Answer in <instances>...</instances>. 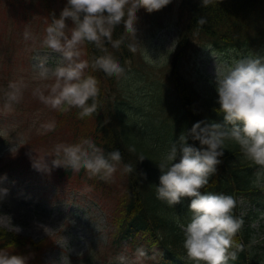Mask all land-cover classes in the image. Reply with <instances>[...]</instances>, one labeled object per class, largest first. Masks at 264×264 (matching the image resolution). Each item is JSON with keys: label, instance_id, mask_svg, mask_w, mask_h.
I'll use <instances>...</instances> for the list:
<instances>
[{"label": "trees", "instance_id": "16d2710c", "mask_svg": "<svg viewBox=\"0 0 264 264\" xmlns=\"http://www.w3.org/2000/svg\"><path fill=\"white\" fill-rule=\"evenodd\" d=\"M42 1L46 23L53 12L59 17L60 9L55 5L58 0ZM59 2L65 6L67 0ZM201 2L202 0H172L163 9L150 14L143 9L139 10L138 51L131 53L125 46L116 50L106 45L125 67L127 78L118 82L102 71L91 72L100 82L101 106L98 113L81 120L77 118L76 109L66 114L54 111V131L33 136L16 152L0 157V176L38 173L59 187L87 192L106 211L110 224L109 246L115 254L121 249L134 252L137 247L143 246L149 256L154 252L157 254L155 260L150 259L152 264H192L186 259L182 247L183 233L177 226L178 217L182 222H187V202L184 207L181 203L169 207L156 198L155 186L159 184L161 174L156 164L172 142L177 141L179 135L191 129L197 121L223 120L222 115L214 111L219 106L215 103L217 94L211 78L195 76L186 65L204 46L224 51L264 45V0H217L208 7H201ZM18 6L23 17L32 12L21 0ZM175 16L174 21L180 27L176 47L165 66L161 67V77L156 79V74L153 73L155 69L152 65H147L142 55V40L148 33L155 34ZM200 17H204L207 23L197 25ZM69 25L71 26V21ZM122 32L123 25L117 26L113 39H118ZM83 51L84 59L100 55L92 44L85 45ZM132 66L142 70V73L134 70V74L149 79L151 84L149 107L139 108L136 112H129L126 106V102L132 101L131 97L135 96L130 94L132 88L127 86ZM148 76L154 78L150 79ZM60 131L65 133L57 138ZM81 138H91L105 153L116 149L121 152L122 164L111 182H104L99 178L89 179L84 170L74 173L71 169L58 167L52 168L50 172H41L33 167L32 157L45 155L55 143H75ZM189 143L200 147L198 141L189 139ZM44 144H47L46 147ZM39 145L42 146L40 150ZM130 148L135 151H129ZM141 155L145 158L142 162L138 160ZM51 159L45 157L50 167ZM219 159L222 163L217 166L216 173L209 178L208 186L201 189V193H224L237 198L243 196L263 207L264 189L251 185L257 166L244 160L239 147L233 142L227 143L224 155ZM125 163L133 166L132 173H122ZM238 210L239 207L235 210L237 215ZM248 218L244 219V226L235 237L246 249L239 252L238 258L230 264H264L262 245L255 243L247 247L254 234ZM53 244L54 241L50 238L36 240L0 226V249L14 255L28 256V264H46L44 253Z\"/></svg>", "mask_w": 264, "mask_h": 264}, {"label": "clouds", "instance_id": "9594fccd", "mask_svg": "<svg viewBox=\"0 0 264 264\" xmlns=\"http://www.w3.org/2000/svg\"><path fill=\"white\" fill-rule=\"evenodd\" d=\"M172 0H67L59 17L50 14L41 34L33 33L30 26L23 31V40L31 42V49L48 50L37 53L29 78L20 76L9 80L6 88L0 89L2 111L11 113L25 99L30 90L31 97L46 108L68 113L77 110V118L85 119L98 113L100 82L91 72L102 71L107 77L120 81L127 78L125 67L114 57L106 45L119 50L127 47L136 53L140 42L137 38L138 11L153 13L169 5ZM217 0H202L201 7L213 5ZM71 21V26L67 23ZM207 23L200 17L197 25ZM123 25L118 39H113L117 26ZM92 44L100 55L84 59L83 48ZM215 59L214 84L219 106L214 109L222 115V122L200 120L191 129L182 132L177 141L162 153L157 165L160 176L155 186L156 198L169 207L180 204L182 198H190L187 222L177 218V226L183 233L182 247L186 259L192 264H230L238 258L246 246L235 240L244 226L247 214L243 197L224 193L206 192L201 189L209 184V178L222 163L220 157L228 142L239 147L244 160L257 166L251 185L264 189V56L247 55L231 62ZM55 54V55H51ZM54 119L42 122L37 134L54 131ZM6 130H0L3 137ZM198 141L200 147L189 143ZM16 147L15 139L9 142ZM129 151H135L130 148ZM45 157L52 158L51 167ZM122 154L116 149L105 153L91 138L78 142H57L45 155L32 157L33 167L41 172L63 167L74 173L84 170L89 179L99 178L111 182L122 164ZM144 156L138 160L143 161ZM178 160V162H177ZM122 173H132L131 164H123ZM144 176L143 173H141ZM146 178V176H145ZM6 177H0V180ZM9 195V190L0 187V202ZM240 208V214L235 210ZM264 219V215L261 217ZM259 229V221L252 224ZM264 239V234L261 235ZM257 243L254 234L247 247ZM162 255V253L160 254ZM154 252L149 256L143 246L134 250L133 259L123 254L116 257L119 264H142L146 259L155 260ZM29 257L14 255L0 249V264H28ZM63 257L58 262L62 264ZM56 264V262H53ZM69 264V261H68Z\"/></svg>", "mask_w": 264, "mask_h": 264}, {"label": "rangeland", "instance_id": "374dc122", "mask_svg": "<svg viewBox=\"0 0 264 264\" xmlns=\"http://www.w3.org/2000/svg\"><path fill=\"white\" fill-rule=\"evenodd\" d=\"M21 1L32 10L25 17L20 15L21 9L18 6L20 0H0V89L6 88L9 80L20 76L29 78L33 71L32 64L36 63L33 57L37 53L43 55L48 51L39 48L32 50L31 42L26 44L22 35L26 26H30L33 33L41 34L46 26L44 2ZM55 5L61 12L64 7L61 2L58 0ZM175 19L176 16L168 20L155 34L148 33L142 40V55L147 65L150 64L155 69L153 73L156 74V79L161 77V67L165 66L176 47L180 27ZM67 23L69 24V21ZM207 50L213 51L219 60L228 62L251 54L264 56V45L224 51L211 46L201 47L186 68L192 70L195 76L208 77L211 80L214 77L215 59ZM132 69L127 86L132 88L130 94H135L131 99L137 100L127 101L126 106L129 112H136L139 108L149 107L151 84L149 79L133 73L134 70L142 73L141 69L137 70L135 66H132ZM150 76H148L150 79L154 78ZM52 119L55 120L54 111L32 98L30 90L25 92L24 101L11 113L2 111L0 102V130H6L3 137H0V157L6 153L16 152L27 139L42 135L37 134L36 128L40 123ZM63 133L65 132L60 131L57 138H61ZM14 139L16 147L11 151L14 145L9 142ZM44 145L46 147L47 144ZM38 149H42V146L39 145ZM0 177H6L0 180V187L9 190L7 198L0 202V226L36 240L46 237L52 239L53 246L44 253L46 264L53 262L58 264L62 257V264H68V261L69 264H119L116 257L121 254L127 256L130 261L133 259V251L121 249L115 254L116 252L111 249L110 224L106 211L87 192L59 187L38 173ZM245 201L247 208L245 218L249 216L251 225L259 221V229H253L257 243L264 248V239L260 238L264 234V219L261 218L264 209L256 210L249 201ZM185 204V199H182L181 206L184 207ZM142 264L152 263L150 259H146Z\"/></svg>", "mask_w": 264, "mask_h": 264}]
</instances>
